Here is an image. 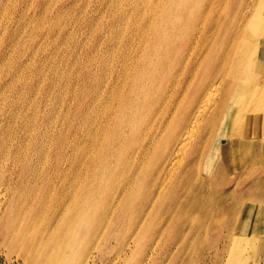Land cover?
<instances>
[{"label":"bare ground","instance_id":"obj_1","mask_svg":"<svg viewBox=\"0 0 264 264\" xmlns=\"http://www.w3.org/2000/svg\"><path fill=\"white\" fill-rule=\"evenodd\" d=\"M148 1L150 5L143 12L139 7L129 12L130 15L125 12L120 21L121 28L118 23L111 26L110 37L115 38V43L108 45L111 54L98 58L103 76H86L94 86V92L89 96L90 102L85 103L84 113L76 115L77 121H82L86 129L80 131L83 137L78 136L73 143L74 151L75 148L78 150L77 164L87 176L88 163L95 167L96 163L100 165L104 162L103 154L115 139L117 141L122 136L127 145V157H123L126 173L123 180L117 182L120 185L116 187L117 196H113L121 207L114 221L121 220L122 214L128 212L127 220L133 224L135 211L147 206L152 208L166 194H170L166 208L175 214L172 228L175 237L172 236L179 243L197 238L201 243L204 240L202 233L206 234L207 228L215 232L221 229L225 234L220 239H230L229 254L234 256L239 250L240 237L232 231L237 230L243 232L244 242L253 255H259L260 251H264V0ZM130 19L132 26L128 25ZM19 65L29 67L30 62L26 60ZM52 75L56 80L57 75L54 72ZM30 87L22 86L25 94H21L28 97L27 90L33 89ZM71 92L76 98V93ZM76 100L77 108H81L82 102L78 103V98ZM167 101L170 102L169 115L165 110ZM16 103L14 100L7 103L12 122L19 116ZM152 115L153 120L149 122L148 118ZM52 117L50 112L42 110L30 122L23 121L20 116L19 128L0 131V161L8 154L17 166L8 175V184L13 176L22 175L24 170L29 169V155L25 154L28 148L39 157L47 155L48 151L44 149V143L49 138L46 123H50ZM153 125L155 128L149 135L147 132ZM124 127L128 128L127 134ZM141 127L145 128L143 133ZM54 136L52 152L56 163L44 175L48 180L51 176L56 178L62 194L61 120ZM3 151L6 154L3 155ZM95 169L88 172L95 185L99 186L103 179L105 182L101 186L108 188L117 172L107 168L95 172ZM11 182L15 184L16 179ZM9 186L6 185V188ZM89 187L83 185L81 192L87 193ZM112 198L100 202L102 214L112 204ZM57 200V208L50 209V215L47 212L41 217L43 213H40L39 217V212L37 216L34 210L36 213L28 219L19 216V220L11 223L13 226L9 225L11 234L7 233L10 236L15 234L21 246L30 250L34 257L41 258L44 264H63L65 259L62 256L66 254L86 257L91 235L88 229L101 220L100 213V217L95 218L86 211L85 202L75 213L76 225L68 226L61 237V196ZM11 203L0 210V220H8L7 215L13 211ZM146 213L142 218L145 219ZM222 213L225 218L220 216ZM138 222L142 224L140 220ZM103 227L101 231H104L105 225ZM161 230L163 235V228ZM257 233L263 234V237L256 241L252 235ZM216 238L218 241V236ZM61 246L69 253L63 252Z\"/></svg>","mask_w":264,"mask_h":264},{"label":"rangeland","instance_id":"obj_2","mask_svg":"<svg viewBox=\"0 0 264 264\" xmlns=\"http://www.w3.org/2000/svg\"><path fill=\"white\" fill-rule=\"evenodd\" d=\"M148 5H150L148 0H0V131L2 132L6 129L11 130L13 128H19L20 116L23 117V121L27 120L26 122H30V120L33 119V116L36 113H41L42 110H46V112H50L53 115V117L51 118L53 121L51 120L50 123H46V125L50 126H47L46 129L49 138L44 143V149L48 151L47 155L43 157L46 160H43L42 162L43 158L41 157V155L39 157L37 153L36 155L35 152L31 153V150L28 148L25 154L29 155V169L24 170L22 175L13 176L14 178H12V180L16 179V185L11 182L12 180H10L8 184V178L10 176V173L12 172V168L15 166V163L12 160L13 158L8 156L7 154L0 161V181L2 180L0 182V185H2L0 186V189L2 190V188H4L2 191L0 190V194L2 195H0V198L3 197L2 199H0V210L7 206L8 203H11L9 200H11V197L13 198L11 200L12 203L10 204L12 205L13 211H10L12 213L9 212V214L7 215L8 220H0V264H44L41 258L34 257L30 250L25 249L24 246H21V244L19 243V239L15 236V234L10 236L7 233H10L9 225L12 222H15L14 220H19V216H24L23 218L28 219L31 214L36 212L37 216L39 212V217L40 213H43L41 214V217L46 215L47 212V215H50L52 212L50 209L57 208V199H59L60 196L62 198L61 212L63 213H61V237L63 236L65 230H67L70 226L76 225L77 218L75 213L81 205L85 204V202H87L86 211L91 212L93 216H95V218L100 217L99 213L101 215V220L96 224L94 222L92 228L89 227L88 229L91 235L87 243V253L85 254L87 256H70L66 254L65 256H62V259H65H63V264H264V251H260L259 255H253L250 247H248L244 242L245 240L243 239V232L237 230L232 231L237 233L240 237L238 247L239 250H237L238 252L236 251L234 256L229 254L230 239L228 238L225 241L223 240L224 242L220 239V236L222 234H225V231L221 229L215 232L207 228V230L205 231L206 234L202 233L204 236V240L201 243H199V238L193 239L192 241L186 240L187 243L185 241V243L183 242L184 244L179 243L177 240H175V236L172 231L173 219L175 218V214L173 211L169 210V208H166V201L170 200L171 198L170 194H166V200L164 197L158 205L152 208L147 206L145 208L143 207V209L141 208L140 210L135 211V215L133 214V218L136 217V222L134 221L133 224L131 223L132 225L127 220V217L129 215L128 212L122 214L123 217L121 220L114 221V216L117 214V212L119 211L118 209H120L121 207H119V203V205L117 204V198H114L113 196H117L116 187L120 186L117 182L122 181L124 178L123 176H125L126 173L124 158L127 157V145L125 142V138L123 139L122 136H120L121 138L119 137L117 141L116 139L114 140L115 142H113L110 147L112 150L109 148L106 153L103 154L104 156H102V160L104 162H100L102 165L96 163V166L93 167V164L88 163L87 176H85V171H83L84 169L81 167V165L79 166L77 164L76 158L78 150L75 148L74 151L73 143L74 141L76 142L78 136L80 138L83 137L82 135H80V131L82 129H85V124L83 127L82 121H77L76 115H82V113H84V109H86L85 103L90 102L91 97L89 96L94 92V86L86 78V76H89L91 74H93V76H103L101 74L102 68L100 67L98 58L100 56L104 57L111 54V50H108V45H112L113 43H115V38L110 37L111 26L114 24L117 25L118 23V26H120L121 28L122 23L120 21L122 15H124L125 12L130 15L129 12H133L137 7H139L140 12H143V9L147 8ZM132 24L133 21L130 19L128 21V25L132 26ZM136 52L135 54H138ZM117 55L118 52L116 56ZM26 60L30 62L29 67L19 65ZM39 69L41 70L40 72H38ZM52 72L57 75L56 80H54ZM81 74H84L82 78H80ZM29 85L31 86L30 88L33 89L32 91L27 90L28 97H26V95L21 94L23 93L21 87H29ZM75 88L76 90H74ZM71 91H74L73 93H76L75 95L76 98H78V103L82 102V106H80L81 108H77V100L73 97V95H71ZM24 99H26V101ZM86 99L88 101H86ZM13 100L15 102L17 101L16 105L19 108H17L16 112H18L19 116L12 122L11 116L9 114V112L11 111L9 110L8 104ZM36 108L37 110H34ZM165 108L167 112L166 115H169L170 102L167 101V103L165 104ZM66 116L67 119L64 120ZM153 116L154 115L149 116V122H152ZM60 120L62 135L60 165L61 188H63L61 189V193L63 191L62 194H60L59 192L60 187L57 186L58 181L56 180V178L51 176V179L48 180L47 176L44 175L46 170L48 169L50 171L51 166L56 163L52 152L54 147L53 136L56 134L59 128ZM154 128L155 125H153L152 129H149L147 133L150 135ZM144 129L145 128L141 127V132H144ZM140 130L139 133L141 135ZM127 132L128 128L124 127V133L127 134ZM121 139L122 142L119 143ZM79 140L78 142L80 143L81 141ZM21 144L23 143L21 142ZM77 145L79 146V144ZM118 145H121L119 146L120 148L118 147ZM115 150H117V152ZM4 154H6V152L3 151V155ZM16 167L17 166L14 167L15 170L17 169ZM101 168L102 170L104 168L114 169V171L117 172V174L112 177L114 180L111 178L113 183H110L108 187L109 189L106 188L107 190L101 186V184L103 185V183L105 182L103 179L100 182L99 187L98 185H95V180L93 179L91 174L88 173L89 171L91 172L94 169L95 172L96 170H98L99 172ZM37 172H40L42 175L40 173L38 174ZM88 176L90 177L88 178ZM75 177L79 178L76 179ZM67 182L70 183L68 184ZM74 182H76L77 185H75ZM6 185H10V188H6ZM83 185H86V187L91 186V188L93 189L89 187L87 193L83 194L81 192ZM65 186L66 188H64ZM96 186L98 187L96 188ZM12 191L14 194L12 193ZM94 191L95 194L93 193L92 195V192ZM48 192L51 194H49ZM53 192H55V194ZM42 194L45 196L43 197ZM53 195L56 196V198L53 197ZM106 198V201H110V198H112V204L110 203V207L107 206V209L105 208L106 211L102 214L103 211H101V203H104ZM40 202L42 204H40ZM52 203L53 205H51ZM46 204L47 206H49V208L46 206ZM42 205L43 207H41ZM50 206L53 207L51 208ZM63 208L66 209L64 210ZM16 209H20V212ZM34 210H36V212ZM121 210L124 209L122 208ZM120 212L121 211H119V214ZM160 212L161 214H159ZM145 213L146 216L144 219L142 217H144ZM222 215L225 216L223 213L220 216ZM223 216L222 218H225ZM138 220H140L142 224H140ZM164 221L168 223H165ZM11 225L13 226V224ZM104 225L105 229L104 231H101V229L103 230ZM137 225L140 226L138 227ZM161 226L163 228L164 237L162 235ZM166 227L168 229H166ZM135 228H137V230ZM142 228L144 231L142 230ZM134 230H136L138 233L136 231L134 232ZM92 231L94 232V234ZM100 232H102L103 234ZM133 232L135 233V235L133 234ZM97 234L100 235L98 236ZM109 234L112 235L110 236ZM130 235L132 236L130 237ZM216 236H218V241ZM123 237L128 241V244ZM260 237H263V234L257 233L255 235H252V238H256V241L259 240ZM116 238L119 240H117ZM96 239L98 241H96ZM131 239L133 241H131ZM154 239L156 240L155 242H153ZM159 239L162 240L160 241ZM94 241H96V243ZM120 241H123V243ZM227 241L229 243H227ZM93 242L95 243V249ZM130 242L133 244L131 245ZM150 242L152 246L151 244H149ZM149 245L152 247V249ZM196 246L197 248L195 249ZM91 247L93 249H91ZM215 248L216 251H214ZM61 249L63 252L69 253V250L66 248H62V246ZM145 250H149V252ZM180 250L184 251L181 252ZM122 251L123 254H125L124 256L121 253ZM167 251L171 254L166 253ZM212 251H214V254ZM176 254H178L179 256ZM209 254H211L210 257ZM184 256L188 259H186ZM182 260H185L186 262L184 261L183 263Z\"/></svg>","mask_w":264,"mask_h":264}]
</instances>
